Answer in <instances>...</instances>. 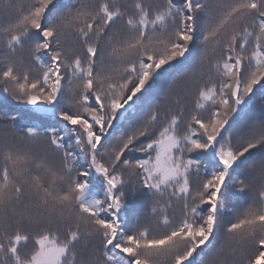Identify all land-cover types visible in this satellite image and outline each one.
<instances>
[{
  "label": "snow or ice",
  "instance_id": "6c2138e0",
  "mask_svg": "<svg viewBox=\"0 0 264 264\" xmlns=\"http://www.w3.org/2000/svg\"><path fill=\"white\" fill-rule=\"evenodd\" d=\"M0 264H264V0H0Z\"/></svg>",
  "mask_w": 264,
  "mask_h": 264
}]
</instances>
